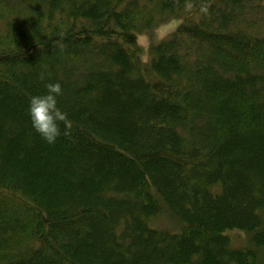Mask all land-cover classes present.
<instances>
[{"label": "trees", "instance_id": "trees-1", "mask_svg": "<svg viewBox=\"0 0 264 264\" xmlns=\"http://www.w3.org/2000/svg\"><path fill=\"white\" fill-rule=\"evenodd\" d=\"M258 20L264 0H0V264H264ZM47 83L72 123L52 144L28 112Z\"/></svg>", "mask_w": 264, "mask_h": 264}, {"label": "clouds", "instance_id": "clouds-1", "mask_svg": "<svg viewBox=\"0 0 264 264\" xmlns=\"http://www.w3.org/2000/svg\"><path fill=\"white\" fill-rule=\"evenodd\" d=\"M45 88V95L30 98L28 112L34 130L47 143L52 144L61 135L59 124H64V135H68L72 123L68 120L67 114L57 107L56 97L62 94L61 85L47 83Z\"/></svg>", "mask_w": 264, "mask_h": 264}, {"label": "rangeland", "instance_id": "rangeland-1", "mask_svg": "<svg viewBox=\"0 0 264 264\" xmlns=\"http://www.w3.org/2000/svg\"><path fill=\"white\" fill-rule=\"evenodd\" d=\"M180 16L173 17L169 20H164L156 24L150 31H142L137 35V41L144 48L150 45L151 40H159L167 36L180 22ZM264 29V26H261ZM144 58H148V54L144 55ZM165 223V222H164ZM232 234V241L236 244H242L245 240L244 233L241 231L232 230L229 232Z\"/></svg>", "mask_w": 264, "mask_h": 264}, {"label": "bare ground", "instance_id": "bare-ground-1", "mask_svg": "<svg viewBox=\"0 0 264 264\" xmlns=\"http://www.w3.org/2000/svg\"><path fill=\"white\" fill-rule=\"evenodd\" d=\"M214 8H215V6H214L213 8H209L208 6H206L204 9L199 10V11H200L199 13H201V14H203V15H212V14H211V11H212ZM173 17H175V16H172V17H170V18H168V19H166V20H169V19H171V18H173ZM255 25H264V20H258V21L255 23ZM259 28H262V27L259 26ZM151 29H153V27H152V28H151V27H146V28H145V31L148 32V31H150ZM153 42H158V41H157V40H153ZM146 53H147V49L144 48L143 55L140 56V59H142V60L145 59V58H144V55H145ZM20 198H22V193H21Z\"/></svg>", "mask_w": 264, "mask_h": 264}]
</instances>
